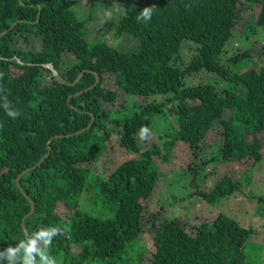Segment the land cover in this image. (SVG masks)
Listing matches in <instances>:
<instances>
[{
  "label": "trees",
  "instance_id": "16d2710c",
  "mask_svg": "<svg viewBox=\"0 0 264 264\" xmlns=\"http://www.w3.org/2000/svg\"><path fill=\"white\" fill-rule=\"evenodd\" d=\"M79 2L0 0V264H251L254 231L237 219L220 213L189 232L165 205L147 217L144 202L179 142L190 147L186 174L199 190L186 200L213 205L253 182L249 169L244 182L227 176L200 189L211 164L264 160V44L243 49L264 34V0H124L111 27L135 39L132 49L89 40L95 17H79ZM200 74L210 78L188 84ZM120 95L132 103L120 105ZM217 131L222 140L208 157L206 139ZM114 135L131 156L109 174L93 172L115 149ZM27 170L21 186L35 206L28 237L32 206L17 186ZM146 234L150 261L139 245Z\"/></svg>",
  "mask_w": 264,
  "mask_h": 264
},
{
  "label": "rangeland",
  "instance_id": "374dc122",
  "mask_svg": "<svg viewBox=\"0 0 264 264\" xmlns=\"http://www.w3.org/2000/svg\"><path fill=\"white\" fill-rule=\"evenodd\" d=\"M95 0H80L76 5L78 16L89 17L93 11L95 19L89 23L88 29L90 35L89 40H106L109 44L121 47L122 49H132L135 47V39L130 36L118 37L111 26L115 24L116 13L120 11L124 0H102V3L94 8L93 2ZM94 8V9H93ZM93 9V10H92ZM256 9V8H255ZM110 27V28H109ZM243 27L240 25L236 29V38H240L243 34ZM261 31V30H260ZM234 41V39L232 40ZM255 42L264 44V34H253L248 40L247 49H258V46H254ZM237 43V42H236ZM236 45L231 44L228 46L230 51L227 54V58H230L235 54L233 49ZM210 78L208 74H200L193 79L187 80L189 85L199 84L207 81ZM111 88L114 87L113 82L106 83ZM121 96V95H120ZM133 98H129L125 95L120 97V105L122 103H132ZM138 103H143L140 98H135ZM221 131H217L208 135L205 146L210 155L215 154L217 151L216 144L221 141ZM113 143L116 144L115 149L107 150L99 158L97 162L90 165L93 172L109 174L115 170L123 161L127 160L131 154L124 148L117 144V135L112 138ZM153 141V140H151ZM193 155L190 147L179 142L173 150L172 160L162 164V170L166 177H162L161 183L158 185V190L152 195L150 199L144 202L146 206L147 217H152L153 214L159 212L163 205L167 206L168 216L175 215L177 219L181 220L183 226L189 232H193L195 225H200L203 222L211 221L214 217L220 213H225L239 221L242 226L253 229V234L248 242L246 252L251 264H264V160L257 165L252 166V161L244 160L242 162L234 163L233 165H214L211 164L206 167V170L201 179L202 191H212L215 184L224 177H231L234 181L241 180L244 182L245 172L249 170L252 174L253 182L249 185H243V191L223 200L209 204L208 202L201 201L197 196H192L189 200H186V195L196 193L199 191L194 186L193 180L188 177L186 170L189 165H192ZM175 195L178 201L182 202L177 208L171 204V197ZM261 199V200H260ZM156 201L157 205H153ZM174 203V201L172 200ZM110 213H104V216H108ZM189 217V218H187ZM140 246H145L148 249L147 259L150 261L151 254L155 251L152 237L148 234L143 236L139 242ZM150 254V256H149ZM54 260L55 264H63L62 258L48 257L41 261L40 264H49ZM145 264V262L143 263Z\"/></svg>",
  "mask_w": 264,
  "mask_h": 264
},
{
  "label": "water",
  "instance_id": "95a60500",
  "mask_svg": "<svg viewBox=\"0 0 264 264\" xmlns=\"http://www.w3.org/2000/svg\"><path fill=\"white\" fill-rule=\"evenodd\" d=\"M45 67L48 68V69H50V70L52 71V73H53L55 79H56L58 82H60V83H62V84H67V81H66L62 76H60L59 72L54 68V66H53L52 64H46ZM83 75H84V73H81V74L79 75V77L77 78V80H76L72 85L77 84V83L81 80V78L83 77ZM96 76H97V83H96V85H97V84L99 83L100 79H99V77H98L97 74H96ZM96 85L92 86L91 88H94ZM93 122H94V119L92 120V123H91L86 129H84V130H82V131H80V132H78V133H76V134H81V133L87 131L88 129H90L91 126H92V124H93ZM57 138H59V136H58ZM50 142H52V140H51ZM50 154H51V147L49 148V152L44 156V158L41 160V162L38 164V166H41V165L44 163V161L49 157ZM35 168H36V167H35ZM28 171H29V170L25 171V172H24L23 174H21L20 177L17 179V186H18L19 190H20V191L22 192V194H23V195L29 200V202L31 203V206H32V209H31L30 213H29L28 215H26V217L23 219V229H24L25 234H26L27 237L29 236V234H28V230H27V228H26V224H25V222H26V219H27V218H29L31 215L34 214V212H35V206H34V202H33V200H32V199L26 194V192H25L24 189L22 188V186H21V181H20V180H21L22 176H23L24 174H26Z\"/></svg>",
  "mask_w": 264,
  "mask_h": 264
},
{
  "label": "clouds",
  "instance_id": "9594fccd",
  "mask_svg": "<svg viewBox=\"0 0 264 264\" xmlns=\"http://www.w3.org/2000/svg\"><path fill=\"white\" fill-rule=\"evenodd\" d=\"M141 15H142L143 18H149V10L148 9H145ZM58 231H59L58 229H54L53 232H51V233L41 232V236H51V235H55L56 232H58ZM34 243L35 242L33 241V249H31V250H34ZM46 243H48V242L46 241ZM49 264H55L54 260L50 261Z\"/></svg>",
  "mask_w": 264,
  "mask_h": 264
}]
</instances>
